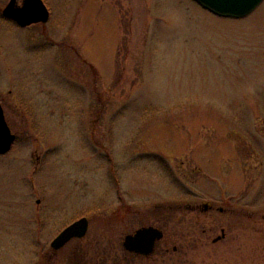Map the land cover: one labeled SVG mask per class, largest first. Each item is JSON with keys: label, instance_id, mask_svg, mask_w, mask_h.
Here are the masks:
<instances>
[{"label": "rangeland", "instance_id": "rangeland-1", "mask_svg": "<svg viewBox=\"0 0 264 264\" xmlns=\"http://www.w3.org/2000/svg\"><path fill=\"white\" fill-rule=\"evenodd\" d=\"M42 1L45 24L0 14V264H264V1Z\"/></svg>", "mask_w": 264, "mask_h": 264}, {"label": "water", "instance_id": "water-1", "mask_svg": "<svg viewBox=\"0 0 264 264\" xmlns=\"http://www.w3.org/2000/svg\"><path fill=\"white\" fill-rule=\"evenodd\" d=\"M199 6L221 18L240 19L252 13L263 0H193ZM4 18L12 20L19 27L46 23L49 11L42 0H23L22 6H16V0H10L1 11ZM0 105V155L8 153L15 142ZM88 219L80 218L64 228L51 242L53 250H60L73 239H82L88 230ZM163 238V232L155 227H142L123 239V248L135 255L149 256L156 242Z\"/></svg>", "mask_w": 264, "mask_h": 264}]
</instances>
